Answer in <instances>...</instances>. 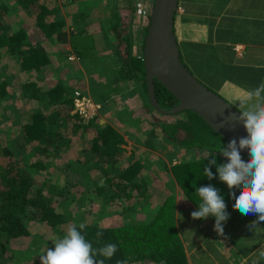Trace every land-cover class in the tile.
I'll use <instances>...</instances> for the list:
<instances>
[{
    "label": "trees",
    "instance_id": "1",
    "mask_svg": "<svg viewBox=\"0 0 264 264\" xmlns=\"http://www.w3.org/2000/svg\"><path fill=\"white\" fill-rule=\"evenodd\" d=\"M8 4L10 3L4 2L1 5L0 50L5 51L14 62L20 63L21 71L28 72L29 80L21 84V89L16 87V100H37L38 107L31 113L28 122L22 125L20 135L0 146V264H17L20 261L17 252L13 254L8 246L14 239L31 235V222L44 223L54 235L65 233L64 226L67 224L83 223L85 228L82 234L94 248L107 243L117 245L118 251L111 259H106L105 264H118V261H126L127 264H187L177 228L175 189L172 188L167 195H162L159 191L156 202H152L145 178L146 171L151 167L149 160L130 159V162L123 166L122 161L126 157L124 145L127 142L115 127L109 123H97L95 126L96 117L85 120L79 114L72 113L73 95L76 91L71 89L72 86L51 83L45 88L36 83L34 76L30 77L31 74L46 71L53 63L50 46L59 45L61 53L67 55L74 50L76 56L82 58L89 48H92L91 53L97 54L96 42H89V39L76 35L78 33L69 35L65 17L62 18L59 8H51L48 5L38 8V0H19V3L15 1L11 4L12 8L19 6L17 10L24 9L35 17L33 28L38 29L37 33H31L26 26L20 24H5L2 12L6 15L10 11ZM82 15L79 14L80 19ZM68 37H71V48L65 46L69 41ZM116 52L120 64L112 62L113 71H108V76L116 71L115 86H118L122 79H135L148 94L144 54L138 58L132 54L129 47ZM91 73L93 78L103 77L100 72L92 70ZM10 78H0L2 97L9 92L8 87L13 81ZM77 90L87 95L82 89ZM106 92V83H98L97 100L102 98L101 101H107ZM156 94L164 109H170L178 103V99L158 81ZM16 105H10L9 108L18 111ZM8 111L9 109L6 112ZM184 112V120L179 116L183 112H179L173 113L175 115L163 114L162 117H153L154 123L151 124L153 137L160 139L167 134V141L173 142L174 149L178 150L175 146V143H178L182 149L186 148V151H202L201 156L188 154L183 157L182 162L171 166V172L174 174L172 182L180 186L183 198L195 208L198 202L194 196L195 188L209 184L220 190L227 207L233 205L235 200L227 185L219 181L215 166H211L214 176L212 180L202 175L203 168L209 165L212 158L208 157L209 155L216 156L217 164L226 162L218 152L221 144L226 147L229 141L214 131L197 113ZM172 116L179 118L175 119V122H168V117ZM74 137H77L76 142L83 147L82 154L79 153L76 161L80 162L81 166L85 165L84 170L77 174L83 181L82 185L87 180V183L91 182L95 186V193H88L87 196L101 197L103 208L99 213L89 209L82 210L80 215H73L70 209L71 199L64 197L68 193L66 187L69 179H73L72 175H65L66 184L54 180L53 173L60 167L53 166L52 158L46 157V154H53L56 159L59 158L62 151L72 148ZM165 142L161 144L165 145ZM27 146L30 149L25 152ZM36 153L39 160L34 163L17 158L22 154L31 159ZM242 155L247 159L243 153ZM38 173L44 177L38 190L32 195L35 186L34 174ZM153 180L156 182L158 178L154 176ZM236 194H239V189H236ZM82 200H87L85 195ZM114 204H118V211L109 210ZM66 212L70 216L65 214ZM116 213L118 217L124 215L123 218H128L122 220L121 224L114 225L110 217ZM139 213L143 215L136 218ZM98 232L102 234L99 238Z\"/></svg>",
    "mask_w": 264,
    "mask_h": 264
},
{
    "label": "crops",
    "instance_id": "2",
    "mask_svg": "<svg viewBox=\"0 0 264 264\" xmlns=\"http://www.w3.org/2000/svg\"><path fill=\"white\" fill-rule=\"evenodd\" d=\"M15 1L7 2L14 4ZM2 2L6 0L0 1V5ZM138 4L150 10L154 0H38V8L42 5L58 7L59 11L65 14L68 30L79 28L77 32H81L82 38L89 39V42H96L97 54L88 50L89 52H86L88 56L83 55L90 57V63H93L96 68L99 67L100 60L106 58H110L114 64L119 65L120 60L116 51H121L122 48L129 47L134 56L138 58L142 56L149 23L137 14ZM81 13L83 15L80 19ZM86 13L94 14L89 19V23L85 19ZM70 17L73 18L72 22L69 21ZM174 30L181 57L186 66L191 65L197 68V76L207 77L214 90L226 92V97L240 102L244 99L246 90L264 81V0H179ZM65 46L72 47L71 37ZM55 51L58 52V50ZM56 54V52L52 53L53 56ZM85 57L82 59L85 60ZM120 86L122 89L112 91L114 96L106 100L128 102L137 95V91L140 96L143 94L144 88L133 90L124 79L120 80ZM141 89L142 91L139 92ZM144 111L143 105L142 113ZM115 113L108 111L105 116L112 118ZM102 114L96 117L95 126L97 123L101 125L107 123V120L110 121ZM147 119L148 117L141 118L142 121L139 122L136 130L125 128L121 121L115 125L112 123L119 132L124 130L130 133L129 136L122 132L128 144L125 146L126 157H128H125L126 164L132 158L136 160L142 159L143 156L153 158L152 153L160 148H157L158 144L153 147V130L148 134L143 132L144 129L150 128ZM75 138L77 139V137L73 139ZM163 140H166L165 137ZM167 145L170 147L169 144ZM75 149L78 154V149ZM192 155L194 156V152ZM177 162L179 164L182 160L175 163ZM172 165L168 167L164 165L161 170L165 173L163 175L166 176L171 172ZM149 168L146 171V182L150 188V199L158 198L159 191L162 195H167L172 188L175 189L177 228L187 264H252L253 260H257L258 264H264V259L259 257L260 251H264V231L258 230L255 234L249 228L252 221L258 219L256 215H243L230 205L227 207L229 218L224 222L223 232L218 233L214 227V217L210 216L207 220H193L191 213L197 208L183 198L179 190L180 186L175 187L171 179L160 180L154 170ZM152 174L159 181L155 182ZM167 176L169 179L170 176ZM257 226L264 229V221Z\"/></svg>",
    "mask_w": 264,
    "mask_h": 264
},
{
    "label": "rangeland",
    "instance_id": "3",
    "mask_svg": "<svg viewBox=\"0 0 264 264\" xmlns=\"http://www.w3.org/2000/svg\"><path fill=\"white\" fill-rule=\"evenodd\" d=\"M0 1H2V0H0ZM7 1L8 0H6V2ZM16 1L19 3V0H16ZM8 5H10L9 6L10 11H8V13L6 15H4V13L2 12V14L4 16L3 22L5 24L8 23L9 25H14V26L20 24L22 26H26L28 28V30L31 31V33H37L38 32L37 28H35V29L33 28V26L35 25V22H36L35 17L30 15L24 9L17 10V8L19 6H17V7L15 6L14 8H12L11 4H8ZM0 11H2L1 5H0ZM149 11L151 12L152 8H150ZM61 15H62V17H65L64 16L65 14H63L62 11H61ZM93 15H94L93 13H86L85 19L87 20L88 23H89V19H91L93 17ZM71 19H73V18H71V17L69 18L70 22H72ZM87 22H85V23H87ZM78 30H79V28H74L73 30H70V29L68 30L66 28V31L69 35H71L72 33H75V34L78 33L76 35L82 36L81 32H77ZM50 49H52V51H50L51 54L53 52H56L57 54H56V56H51V60L53 61V63L47 67V70H46L47 72L44 70L40 73L30 75L31 78L34 76L37 84L39 83L43 87L48 88V85L51 83L53 85L63 83V84H66L68 86H72L73 87V88H71L72 90L82 89L95 102H98L101 105V110H100L99 114L103 113L102 114V115H104L103 117H107L105 115L108 113V111L116 112L112 118L107 117V119H110V121L109 120L106 121L107 123L111 124L113 127H115L114 126L115 123H117L118 121H121L124 123L125 128H128L130 130H136L139 127V122L141 123V121H142L141 118L146 119L148 117L147 120H149V121L147 124H149L151 129L150 128L144 129L143 126H141V128L144 129L143 132L145 134H148V132L152 130L151 124L154 122L153 117H162L163 114H161L160 112H158L157 110H155L152 107L151 102L149 100V96L145 91V88L141 87L139 82H137V80H135V79L128 80L129 87L132 88L133 90H134V88L135 89L136 88H138V89L144 88L143 94L141 96L137 91V95H134L135 99L130 96V98H132V99L128 100L129 103L125 102V101L121 102V100H120V102H117V101L109 102L108 101L111 98V96H114V93L112 92L113 88L120 89V90L122 89L120 84L118 86H115L116 81L114 79V75L116 74V72H111L110 75L108 76V74H109L108 71H113L112 61L110 58L100 60L99 67L96 68L93 65V63H90V61H91L90 57H85V56H87L86 52L92 51V48L91 49L89 48V49H87L89 51L86 50V52H84L85 56H82V57L83 58L85 57V60L76 56V54L74 53V50H73V52L71 51V53H69V56L73 55L70 57H76V59L71 60L70 57L69 58H68V56L65 57L62 53H60L62 49L59 47V45L53 46V48L50 46ZM85 49L86 48H83V50H85ZM55 50H58V52ZM143 51H144V47L142 50V55H143ZM188 67L191 69V71L195 74V76L203 84L208 86L210 89L214 90V88L211 86V81L207 77L197 76V74H196L197 68H195V67L193 68V66H191V65H188ZM21 68H22V66L20 65V63L14 62L12 60V58L5 51L0 50V78L1 77H7V78L11 77L10 79L13 80L12 83L10 84V86L8 87L9 92L6 93V96H4V97L0 96V146L5 145L6 142L13 140L15 137H18L20 135L22 125L25 124L26 122H28V120L31 116V113L34 111L35 108L38 107V101L37 100H32L29 102L24 101V100H16L17 99L16 87H19L21 89V84H23V82H25L26 80H29L28 72L21 71ZM90 69H92L93 71L100 72L103 75V77H98V78L88 77L89 75H91L92 70H90ZM102 71H104V72L102 73ZM89 78H93L94 80H88ZM43 79H46V80L44 81ZM98 79H100L101 82H99ZM87 81L90 82V84ZM45 82H47V83H45ZM98 83H106L107 92H106V98L105 99H108L107 101H101L102 98L100 100H97V99H99L97 94H96V89L98 87ZM141 91H142V89L139 92H141ZM214 91L217 92L220 96H222L226 101H228L234 107H236L240 111L242 110V106L238 100L230 98V97H226V92H224V91H221V92L217 91V90H214ZM131 93H133V92H131ZM4 99H6V100H4ZM15 103L17 104L16 107H18V111L12 110L9 108L10 105L14 106ZM143 105L145 106L144 113H142V106ZM8 109H9V111L7 113L6 111ZM18 113H19V115L17 116ZM72 113H75L74 109L72 110ZM185 114H186V112H183V113H180L179 116L181 115V117L184 120ZM6 115H9V116H6ZM172 115H175V114H172ZM139 116L141 118H135V117H139ZM179 116L168 117V120H170L171 122H175V121H177L175 119H178ZM127 123H129V125H126ZM149 126L144 125V127H149ZM122 132L125 135L130 136V133H127L126 131L124 132V130H122ZM122 132H121V134H123ZM164 137L166 139L165 145L161 144L164 142V140H163ZM152 138H154V140L152 141L153 147H155V144H158L157 148L160 147L159 150L158 149L155 150L154 148H152L155 150V152L152 153V155H154L153 158H152V156H149V157L143 156L141 158L146 159V161L149 160L151 169L154 170L155 174L157 175V177L160 180L164 179L165 181H169L171 179V181H174V176H173L174 174L172 172L167 174L170 176L169 179H168L167 175L166 176L163 175L165 173H162L161 170L164 168V165L167 167L170 166L171 164L175 165L178 163V162L175 163L176 161H179L180 159L183 160L184 159L183 157L188 156V155H185L186 153L189 154V156H190V155H192L193 151L189 152V151H186V148L182 149L178 143H175V146H176V148H178V150L174 149L173 142L168 143V141H167L169 139V136L167 134L163 135V137L160 139L155 138V137H152ZM74 140L75 141L71 144L72 148L69 147L68 149L62 151V154L60 155L59 158L56 159V156H54L53 154L52 155L46 154V157L52 158L51 163L53 164V166L58 165L60 167L58 170H55L53 173V176L55 177L54 180L58 181L61 184L62 183L66 184V182H65L66 179L64 178L65 175H67V174L72 175L71 178H73V179H69V182L67 183L68 185L66 187L67 188L66 191H68V193L64 197H67L68 200L71 199L70 200L71 201L70 209L73 211V215H75V216L80 215V212L82 210H89V209L92 210L94 213H99V212H101V209L103 208V206L101 204V200H100L101 197H99V196L92 197V195H91V197L87 196L88 193H89V195H90V193L91 194L95 193V189H94L95 186H93L91 184V182H90V184L87 183V180H86V183L84 185H82L83 181H81L80 176H78V174H77L78 172L84 170V166H81V163L76 161L77 156H79V153L82 154L81 150L83 147L81 144L76 142V140H77L76 138ZM167 144H169L170 147H168ZM126 145H128V144L126 143L124 145L125 150L127 149L125 147ZM148 147H150V146H148ZM75 148L78 149V154H77V151ZM29 149H30V147H28V146L25 147V152H28ZM127 152H128V150H127ZM201 154H202V151H200V150L194 151V156L198 157V156H201ZM125 155H126V152H125ZM26 157H27V155L23 156L22 154H19L17 158L20 160H24V161L26 160L27 163H34L36 160H39V158H38L39 155H37V153L35 154L34 157H31V159H28ZM42 158H44V156H42ZM126 158H128V157H126ZM132 160H133V158H132ZM82 162H83V158H82ZM38 164H40V163H38ZM122 165L123 166L126 165L125 158L122 161ZM66 168H67V170H65ZM34 176H35V179H34L35 180V186H34L33 191L31 193L32 195H34L35 192L38 190V186H40V184L42 183L43 177H44V175H42L41 173L34 174ZM93 178H94V180H96V177L93 176ZM175 187H176V183H175ZM179 190H180V188H179ZM180 193H181V190H180ZM84 195L86 196V199H87L85 202L82 200V196H84ZM151 201L156 202V199L151 198ZM111 209H113L114 211H118L117 210L118 204H114L113 206L111 205L109 207V210H111ZM111 213L112 212L110 211V214ZM65 214L70 216V214L68 212H66ZM117 215L118 214L116 213L114 215H111V217L109 216L110 221L114 225L121 224L122 220H125L126 218H128V216L126 218H123L124 215L121 217H118ZM142 215H143L142 213H139V216H137V215L136 216L138 218H141ZM70 226H72V224H69V225L67 224L66 226H64V229L67 230L68 227H70ZM29 229L31 231L30 236L20 237V238H17V239L10 241V243H9L8 249L9 250L12 249L13 254H15L16 252L18 253V254L16 253V255L19 256L20 261H18L17 264H41V260L39 258L41 251L46 246L49 249H54V244L52 243V240L55 239L56 237L62 236L64 234L63 233V234L54 235V234H52V232H50L48 230V227L45 226L44 223H40V222H31L29 224Z\"/></svg>",
    "mask_w": 264,
    "mask_h": 264
},
{
    "label": "clouds",
    "instance_id": "4",
    "mask_svg": "<svg viewBox=\"0 0 264 264\" xmlns=\"http://www.w3.org/2000/svg\"><path fill=\"white\" fill-rule=\"evenodd\" d=\"M240 104L243 106L240 115L231 119L234 122L242 121L247 134L239 139V143L235 138L230 140L226 147L220 143L218 153L226 162L217 164L216 156L209 155L208 157L212 158L209 165L203 168L202 175L212 180L214 176L211 166L216 167L219 181L227 185L235 200L233 208L243 215L258 217L249 225L250 230L256 234L258 230L264 231L257 226L264 221V81L246 90ZM246 148L249 150L250 159L242 156V150ZM236 189H239L238 195ZM194 196L198 200L197 210L191 213V218L207 220L210 216L214 217L215 230L222 233L229 214L220 190L209 184L195 188ZM84 228L83 223L73 224L62 236L53 239L54 249L46 246L39 255L41 264H105L106 259H111L118 251L117 245L107 243L94 248L82 234ZM101 235L97 233L98 238ZM259 257L264 259V251H260ZM118 264L127 262L118 261ZM252 264H258V261L253 260Z\"/></svg>",
    "mask_w": 264,
    "mask_h": 264
},
{
    "label": "water",
    "instance_id": "5",
    "mask_svg": "<svg viewBox=\"0 0 264 264\" xmlns=\"http://www.w3.org/2000/svg\"><path fill=\"white\" fill-rule=\"evenodd\" d=\"M179 0H154L144 42V63L151 105L162 114L184 111L197 113L214 131L230 141L245 136L242 121H233L240 110L203 84L181 57L174 30ZM156 81L178 99L176 106L164 109L156 94ZM242 153L250 159L249 150Z\"/></svg>",
    "mask_w": 264,
    "mask_h": 264
},
{
    "label": "built area",
    "instance_id": "6",
    "mask_svg": "<svg viewBox=\"0 0 264 264\" xmlns=\"http://www.w3.org/2000/svg\"><path fill=\"white\" fill-rule=\"evenodd\" d=\"M137 14L143 18V20L150 22L151 12L141 4H138ZM71 60L76 57H70ZM74 112L82 116L85 120H90L99 115L101 105L95 102L89 95H85L82 91L76 90L73 95Z\"/></svg>",
    "mask_w": 264,
    "mask_h": 264
}]
</instances>
